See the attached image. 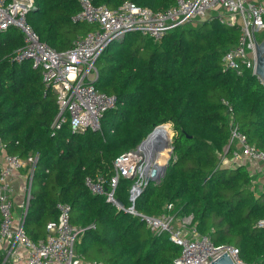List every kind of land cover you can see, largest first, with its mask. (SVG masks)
<instances>
[{
  "label": "trees",
  "instance_id": "1",
  "mask_svg": "<svg viewBox=\"0 0 264 264\" xmlns=\"http://www.w3.org/2000/svg\"><path fill=\"white\" fill-rule=\"evenodd\" d=\"M130 1L155 12L174 0H92L116 9ZM27 16L42 43L58 52L94 30L73 23L77 0H35ZM239 26L218 19L185 24L155 42L132 33L108 48L97 62L96 88L116 96L98 131L73 133L65 125L51 129L58 112L53 91L45 96L41 71L31 61L12 62L23 46L18 29L0 34V135L6 152L23 159L37 156L24 232L44 240L57 221V204L72 207L71 223L86 231L76 245L85 261L104 264H175L181 249L168 235H156L137 217L118 211L105 196L94 195L87 178L115 174L117 157L136 149L155 129L170 124L173 154L164 178L150 182L135 203L148 216H160L169 203L178 216L193 215L202 235L216 246L240 250L246 264H264V190L246 165H226L232 157L231 122L250 144L264 151V85L252 74L224 69L225 53L238 43ZM226 152V153H225ZM133 181L122 179L116 198L130 205ZM3 255L0 251V264Z\"/></svg>",
  "mask_w": 264,
  "mask_h": 264
},
{
  "label": "built area",
  "instance_id": "2",
  "mask_svg": "<svg viewBox=\"0 0 264 264\" xmlns=\"http://www.w3.org/2000/svg\"><path fill=\"white\" fill-rule=\"evenodd\" d=\"M174 1L168 9L155 12L130 1L112 9L106 5L95 6L92 0H77L81 9L72 17V22L86 23L94 26V30L78 37L68 50L58 52L42 43L27 21L28 14L38 9L35 0H0V34L14 27L23 38V46L15 52L12 62L22 64L31 61L32 68L41 71L46 88L44 95L49 91L56 94L58 112L51 126L53 134L65 125L73 133L101 129L105 114L117 107L118 99L96 88L95 82L99 79L97 62L113 43H122L132 33L159 42L170 31L192 22L218 19L229 27L239 26L238 43L223 57L224 69L238 76L247 71L256 76L254 43L260 42L257 33L264 32V0ZM161 126L165 124L155 127L152 134ZM230 133L226 152L237 146L239 152H232L236 159L245 157L264 166V151L250 144L233 121ZM38 161V157L33 155L23 159L8 154L0 135L1 264H104L100 261L88 262L78 256L76 245L86 229L72 225V207L69 204H57L58 219L48 223L44 240L36 242L27 237L23 226L33 197ZM155 163L150 152L137 147L115 159V174L111 178L101 175L94 179L87 178L86 186L92 194L105 196L107 202L118 211L137 217L152 233L168 235L169 241L181 249L175 264H211L225 253L234 263L246 264L240 258L237 247L214 245L209 235L199 232L193 215L178 216L173 203L167 204L158 217L145 215L136 209L135 203L149 183L159 184L163 179V171ZM153 169H158V175L154 181H150ZM17 173L22 174L24 181L20 215L15 212V189L11 182ZM122 179L133 181L128 207L120 206L116 198V190ZM258 227H264V221Z\"/></svg>",
  "mask_w": 264,
  "mask_h": 264
},
{
  "label": "crops",
  "instance_id": "3",
  "mask_svg": "<svg viewBox=\"0 0 264 264\" xmlns=\"http://www.w3.org/2000/svg\"><path fill=\"white\" fill-rule=\"evenodd\" d=\"M235 151L239 152V148L237 146H233V153ZM232 157H226L224 159V164L226 165H246L249 171L251 172L252 176H254V179L258 185L259 190H264V166L256 163L254 161H251L245 157H240L236 159L233 156ZM23 174V172H21ZM22 174L17 173L11 178V182L14 185V207H15V212L17 215L21 214V209L20 205L23 202L24 199V181L23 177L21 176Z\"/></svg>",
  "mask_w": 264,
  "mask_h": 264
},
{
  "label": "water",
  "instance_id": "4",
  "mask_svg": "<svg viewBox=\"0 0 264 264\" xmlns=\"http://www.w3.org/2000/svg\"><path fill=\"white\" fill-rule=\"evenodd\" d=\"M36 10V9H34ZM254 47L256 50V55H257V65H256V77H258V79L262 82V84L264 85V39L262 42L259 43H254ZM170 126V124H165V126ZM152 135V133L144 140L142 141V143L138 146L139 148H143L144 144L146 142L149 141V139L151 138L150 136ZM165 146H169V143L165 144ZM170 153H169V157L167 159V162L164 166L160 167L162 168L161 170L163 171V178L166 174V171L170 165V161L172 158V154H173V142H171L170 144ZM157 150H160V145H158L156 147ZM155 165H157V163H155ZM158 175V169H153L150 173V181H154L155 177ZM120 206H123V203L121 201H119ZM211 264H236L232 261V259L225 253L224 255H222L221 257H219L216 261H213Z\"/></svg>",
  "mask_w": 264,
  "mask_h": 264
},
{
  "label": "bare ground",
  "instance_id": "5",
  "mask_svg": "<svg viewBox=\"0 0 264 264\" xmlns=\"http://www.w3.org/2000/svg\"><path fill=\"white\" fill-rule=\"evenodd\" d=\"M160 145V150L156 149V145ZM169 143V146L165 144ZM170 143H171V132L167 126L159 127L151 136L148 142H146L142 149L146 153L150 152L152 159L156 161L157 165L160 167L164 166L167 162L170 153ZM162 168H160L161 170Z\"/></svg>",
  "mask_w": 264,
  "mask_h": 264
},
{
  "label": "rangeland",
  "instance_id": "6",
  "mask_svg": "<svg viewBox=\"0 0 264 264\" xmlns=\"http://www.w3.org/2000/svg\"><path fill=\"white\" fill-rule=\"evenodd\" d=\"M257 39L258 41L262 42L263 39H264V32L263 33H257ZM112 47H114V43L112 44ZM167 127L169 128L170 132H171V142H173V136H174V132L172 131V127L171 126H168ZM34 188V192L37 190V187H33Z\"/></svg>",
  "mask_w": 264,
  "mask_h": 264
}]
</instances>
